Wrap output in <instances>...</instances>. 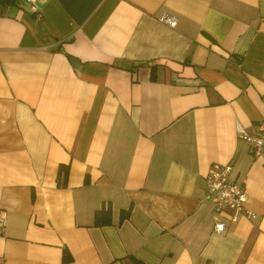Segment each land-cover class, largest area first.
<instances>
[{
    "label": "crops",
    "instance_id": "crops-1",
    "mask_svg": "<svg viewBox=\"0 0 264 264\" xmlns=\"http://www.w3.org/2000/svg\"><path fill=\"white\" fill-rule=\"evenodd\" d=\"M36 3H0V264H264V0Z\"/></svg>",
    "mask_w": 264,
    "mask_h": 264
},
{
    "label": "built area",
    "instance_id": "built-area-1",
    "mask_svg": "<svg viewBox=\"0 0 264 264\" xmlns=\"http://www.w3.org/2000/svg\"><path fill=\"white\" fill-rule=\"evenodd\" d=\"M28 9L39 16L36 0H24ZM157 20L168 27H174L176 18L169 12L162 11L157 15ZM236 135L249 145L254 157L260 158L264 165V119L259 121L254 127V131L249 132L242 126H236ZM230 165L212 163L204 177L205 193L203 199L212 204L213 210L218 212L221 209L229 211V221H235L237 215L244 212L245 192L239 182L228 178ZM4 211L0 209V234L3 230ZM224 227L221 221L213 223V230L220 232Z\"/></svg>",
    "mask_w": 264,
    "mask_h": 264
},
{
    "label": "trees",
    "instance_id": "trees-1",
    "mask_svg": "<svg viewBox=\"0 0 264 264\" xmlns=\"http://www.w3.org/2000/svg\"><path fill=\"white\" fill-rule=\"evenodd\" d=\"M14 1L15 0H0V3L5 4V5H9V4H12ZM61 169L63 170L64 173L66 172L65 166L61 167ZM108 222H109L108 209H107V211H106V209L105 210L98 209L97 211H95L94 218H93V224L94 225L107 224ZM63 258L66 260L68 257L65 255ZM132 264H142V263H139V261L133 259Z\"/></svg>",
    "mask_w": 264,
    "mask_h": 264
}]
</instances>
